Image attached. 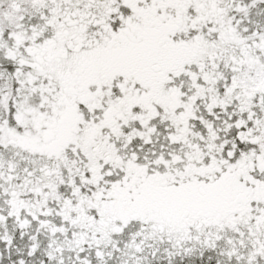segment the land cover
<instances>
[{"label":"snow or ice","instance_id":"obj_1","mask_svg":"<svg viewBox=\"0 0 264 264\" xmlns=\"http://www.w3.org/2000/svg\"><path fill=\"white\" fill-rule=\"evenodd\" d=\"M0 264H264V0H0Z\"/></svg>","mask_w":264,"mask_h":264}]
</instances>
